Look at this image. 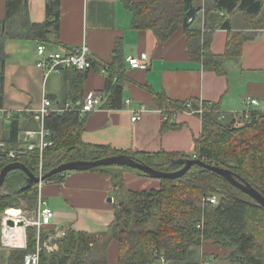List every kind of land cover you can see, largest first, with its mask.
Wrapping results in <instances>:
<instances>
[{"label": "trees", "instance_id": "16d2710c", "mask_svg": "<svg viewBox=\"0 0 264 264\" xmlns=\"http://www.w3.org/2000/svg\"><path fill=\"white\" fill-rule=\"evenodd\" d=\"M132 14L134 30H149L159 43L166 42L181 30L192 62L224 75V60L240 56L243 35L230 34L231 22L225 15L242 16L241 25L248 29L264 28V0H205L204 26L190 28L195 23L200 8L193 0H120ZM5 15L0 21V110L4 105L5 45L10 40H29L48 47L58 46L60 0H45V20L35 24L29 19L28 0H5ZM192 22H189V20ZM202 21V20H201ZM217 29L228 31L225 54L216 56L210 51L213 33ZM237 37V38H236ZM95 62H93V69ZM74 74L66 103L82 101L80 83L89 72L66 71ZM122 44L117 42L112 53V64L105 67V99L101 109L120 110L123 107L122 86L124 76ZM158 108L169 106L182 110L184 103L169 100L163 94L154 96ZM197 108L198 102H191ZM217 106L201 118L203 129L195 140V159L208 165L227 169L241 181L248 183L264 196V112H249L241 127L219 121ZM172 113V112H171ZM171 113L164 128H171ZM244 118V117H243ZM19 115L9 127V137L0 140L7 149L21 146ZM30 122L35 125L32 116ZM84 117L73 110L63 114L51 113L45 119L49 130L48 140L53 146L42 153V172H49L65 162L94 161L116 155L132 157L136 162L160 172H174L182 168L179 160L193 156L179 153H143L118 151L110 146L90 145L82 142ZM29 129V128H27ZM14 162L23 164L34 176L39 175L38 150L27 152L15 160L2 158L1 169ZM90 172L105 174L110 178L114 192V221L97 234L66 229L57 239L55 251L43 246L46 235L54 234L34 227L26 228V247L9 251V264H24L25 257L38 252V264H108V248L112 241L118 244L117 264H155L166 262L187 264L192 248L205 243L228 250L227 259L236 264H264V209L257 206L246 194L221 177L199 166H192L181 178L163 179L159 190L134 192L126 189L124 173L147 178L143 173L118 166L99 167ZM70 172L52 176L47 181H62ZM26 174L19 169L9 172L0 188V224L2 214L9 209L28 211L37 208V185L24 189ZM217 196L212 205L205 199ZM38 234V235H37Z\"/></svg>", "mask_w": 264, "mask_h": 264}, {"label": "crops", "instance_id": "0c3cea01", "mask_svg": "<svg viewBox=\"0 0 264 264\" xmlns=\"http://www.w3.org/2000/svg\"><path fill=\"white\" fill-rule=\"evenodd\" d=\"M142 1L132 0L134 3ZM4 7L5 0H0V21L4 19ZM28 14L32 23L44 22L45 0H28ZM225 17L231 22L230 34L243 35L247 39L241 45L240 56L225 58V74L217 75L190 60L186 37L181 30L163 43H159L149 30H134L132 14L120 0H60L58 46L51 48L85 45L95 62V68L80 83L82 101L77 106L89 92L104 94L105 67L112 64L116 43L122 44L126 77L122 86L123 107L120 110L98 109L81 115L85 118L82 142L110 146L118 151H164L193 156L195 140L203 129L202 118L179 112L171 117V128H164L163 116L154 102V96L158 94L174 102L196 101L217 106L219 121L227 125L244 122L246 111L264 112V28L242 26L241 20L238 21L242 16L236 13ZM203 21L204 17L190 28L203 30ZM229 35L227 30L214 31L210 43L212 54H225ZM36 46V42L29 40H10L5 45L0 140L9 137L10 122L15 115H19L21 129L37 130V123L33 120L35 125H32L29 115L40 108L44 99L59 108L68 104L66 99L74 74L65 71L45 78L36 68ZM129 57L139 59L141 67L131 69L126 62ZM250 99L256 100L257 104L247 105ZM126 100L130 101L128 105H124ZM134 113L139 119L132 121ZM123 178L129 191L159 190L161 186L159 180L132 173H124ZM114 192L107 175L90 171L70 172L62 181L42 184L37 196L35 220L42 207L39 203L44 202L53 211L50 225L42 228L54 232L46 235L45 244L53 238L58 239L56 235L68 228L90 234L106 230L115 219ZM109 198L111 202H108ZM1 233L0 226V264H9V252L5 251ZM227 254L228 250L205 243L192 248L187 264H236L227 259ZM117 261L118 244L112 241L108 248V264H117ZM155 264L175 263L159 261Z\"/></svg>", "mask_w": 264, "mask_h": 264}, {"label": "built area", "instance_id": "2783aa9c", "mask_svg": "<svg viewBox=\"0 0 264 264\" xmlns=\"http://www.w3.org/2000/svg\"><path fill=\"white\" fill-rule=\"evenodd\" d=\"M189 22H192L190 19ZM36 55L38 60L36 62V68H38L44 75L45 78L51 75H58L65 71H78V72H89L93 69V60L90 56L89 50L85 45L79 47H57L51 48L45 44H37L36 46ZM129 67L131 69H139L141 67L139 59L134 57H129L126 59ZM103 72V71H102ZM104 94L97 93V92H89L86 97L84 98L82 104L78 108H75L73 104H66L63 108L55 107L53 103L48 100L44 99L40 108L32 112L33 120L37 123L38 129L37 130H24L22 132L21 137V146L14 150H9L6 148L3 142H0V160L2 158H6L8 160H15L17 157L25 155L27 152L38 150L39 152V159H40V169L42 166V153L43 151L53 146V142L48 140L50 135L49 130L45 127V119L51 113L63 114L68 111H77L80 115H85L88 113H92L98 109H101V105L104 102ZM129 100L124 102V105L129 104ZM247 105H256L257 101L250 99L246 102ZM211 104L206 103H199L197 108H193L192 103L188 102L184 104L182 110H171L169 106H165L159 108V112L163 116V120L166 121L169 117V113H171V117L179 112H188L192 115H196L201 117L205 112L211 111ZM249 112L246 111L243 114L244 119H247ZM139 117L136 113L132 117V121L138 120ZM195 159V156H193ZM41 172V171H40ZM42 175L41 173L39 174ZM45 182H40L37 185V190L39 191L42 184ZM206 202H209L212 205H216L218 202L217 196H209L205 199ZM40 207L37 211V219L33 221H27L23 219L21 216V212L19 215L20 220L24 222V229L27 227H34L37 231L42 229L45 226L50 225L51 220L53 218V211L46 206L44 202L39 203ZM6 213V212H5ZM9 219L6 214L2 219V235H3V242L6 245L4 234L6 230L10 229L7 226L6 222ZM18 220V221H20ZM65 231H61L56 235L57 238H60L64 235ZM49 252L55 251V247L49 246L48 244L43 245ZM25 248V242L23 247ZM40 247L37 246L36 252L32 255H28L25 257L24 264H38V252ZM161 263H166L164 258L160 259Z\"/></svg>", "mask_w": 264, "mask_h": 264}, {"label": "water", "instance_id": "95a60500", "mask_svg": "<svg viewBox=\"0 0 264 264\" xmlns=\"http://www.w3.org/2000/svg\"><path fill=\"white\" fill-rule=\"evenodd\" d=\"M178 163L182 165V168L174 171V172H160L150 168L147 165L136 162L132 157L125 155H116L112 157L102 158L94 161H72L65 162L57 167L53 168L49 172L42 174L41 176H34L30 171L26 169V167L19 163L14 162L4 166L0 171V188L4 182L6 175L16 169L22 170L27 176V185L24 189H29L33 185H38L40 182H46L52 176L66 173V172H85L90 171L99 167H109V166H118V167H126L130 169L137 170L147 178L156 179V180H176L181 178L192 166H199L207 171L214 173L215 175L221 177L229 184L249 196L257 206L264 209V196L253 189L248 183L238 180L231 171L215 166L208 165L197 159H183L179 160ZM112 199L109 198L108 202H111ZM7 226L13 228L15 223L13 220L9 219L6 222ZM17 225L20 227H24V222L22 220L17 222ZM57 239L53 238L49 242V246H53L56 244Z\"/></svg>", "mask_w": 264, "mask_h": 264}, {"label": "bare ground", "instance_id": "6f19581e", "mask_svg": "<svg viewBox=\"0 0 264 264\" xmlns=\"http://www.w3.org/2000/svg\"><path fill=\"white\" fill-rule=\"evenodd\" d=\"M5 214L9 219L13 220L15 223V226L13 228L6 230V232L4 234L6 245L7 246H9V245H11V246L21 245V243L23 242V239L25 241V230L23 227H20L17 225L18 218L20 215V211H18L17 209H9L8 211H6ZM9 219H7V220H9ZM23 234H24V238H23ZM23 244H24V242H23ZM23 244L20 247H23ZM20 247H12V248H20Z\"/></svg>", "mask_w": 264, "mask_h": 264}, {"label": "rangeland", "instance_id": "374dc122", "mask_svg": "<svg viewBox=\"0 0 264 264\" xmlns=\"http://www.w3.org/2000/svg\"><path fill=\"white\" fill-rule=\"evenodd\" d=\"M193 1H194V5L195 6H198L196 8H200L199 14L196 16V20H195L196 21L195 23H199V20L201 22L202 18L204 17V12L202 13V8H204V1L205 0H193ZM202 14H203V17L201 16ZM243 123L244 122L237 121V123L236 124H233L232 127H234V128L241 127L243 125ZM40 173L43 174V172H42V166H41V169L39 167V174ZM18 211L21 212V216L23 217V219H25L27 221H33L36 218L35 211H33V212L28 211V209H27V207L25 205H23V208L20 209V210H18ZM5 212L1 216V223H2V219H3L4 215H5ZM18 220H20V219H18ZM0 226H1V224H0ZM1 237H2V233H1ZM26 239H27V237H26V228H25V244H26ZM14 249H20V248H12L10 246H6L5 247V251H7V252H9L11 250H14Z\"/></svg>", "mask_w": 264, "mask_h": 264}]
</instances>
